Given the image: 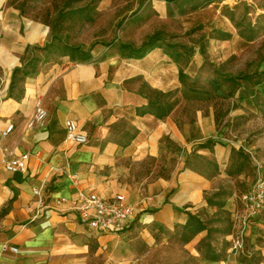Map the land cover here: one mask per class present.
Here are the masks:
<instances>
[{"label":"crops","instance_id":"obj_1","mask_svg":"<svg viewBox=\"0 0 264 264\" xmlns=\"http://www.w3.org/2000/svg\"><path fill=\"white\" fill-rule=\"evenodd\" d=\"M112 1L100 0V6ZM156 2L164 11L169 8L166 0ZM50 33V25L0 0V264H141L147 254L142 255L134 244L122 248L116 243L119 237L135 222L141 228L187 229L196 211L209 206L207 194L216 189L218 175L186 166L189 153L184 148L170 168L157 165L143 175L140 199L125 188L104 186L102 179L137 177L132 174L135 162L149 158L162 162L168 135L182 137L186 145L192 137L183 134L173 116L175 110L155 113L150 98L131 82L144 73L151 56L136 60L119 53L98 56L92 51L88 58L78 60L65 54L40 60L34 69L18 74L30 65L26 56L33 46L46 42ZM16 82H22L20 90ZM189 91L190 96H198L196 90ZM38 105L46 109L47 117L30 127ZM69 119L88 135L86 144L66 140ZM9 124L14 129L3 136ZM205 125L211 130V120L206 118ZM215 148L225 152L221 146ZM24 153L30 154L26 169L9 172L4 159ZM35 188L43 194V205L34 196ZM79 191L107 197L122 193L134 212L121 230L99 233L81 224L69 204L56 203L61 197H76ZM232 200L223 208L231 213L234 225L241 226L236 218L243 216L244 207ZM202 224L187 243L197 260L202 264L236 260L232 254L208 259L198 249L204 239L215 254L223 247L222 238ZM152 237L149 243L156 241ZM226 237L232 253L233 234ZM5 244L18 251L5 250Z\"/></svg>","mask_w":264,"mask_h":264},{"label":"rangeland","instance_id":"obj_2","mask_svg":"<svg viewBox=\"0 0 264 264\" xmlns=\"http://www.w3.org/2000/svg\"><path fill=\"white\" fill-rule=\"evenodd\" d=\"M156 1L113 0L103 8L100 0H7L22 15L51 27L48 40L33 46L26 56L30 65L18 74L34 69L40 60L65 54L78 60L92 51L136 60L151 56L144 73L131 82L150 98L155 113L175 110L174 118L191 141L186 145L182 137L168 135L162 162L155 158L135 162L132 174L137 177L100 181L140 199L143 175L157 165L170 168L186 148V166L214 172L217 186L207 194L209 206L196 211L187 229L141 228L135 222L116 243L125 249L134 244L147 254L141 264H202L187 243L205 223L213 236L222 238L223 246L215 254L202 240L198 249L208 259L232 254L236 260L230 264H264V208L248 217L245 227L242 223L248 215L243 195L264 182V0H166V11ZM16 87L20 90L22 82ZM190 88L196 89L197 97L189 95ZM206 118L212 122L211 130ZM218 146L225 148L223 154ZM229 199L244 207L243 216L236 218L241 226H235L223 208ZM230 233L232 253L226 237ZM241 235L243 247L235 250L234 239ZM151 236L153 243L148 242Z\"/></svg>","mask_w":264,"mask_h":264},{"label":"built area","instance_id":"obj_3","mask_svg":"<svg viewBox=\"0 0 264 264\" xmlns=\"http://www.w3.org/2000/svg\"><path fill=\"white\" fill-rule=\"evenodd\" d=\"M47 117L46 109L38 105L34 117L29 121L30 127L43 122ZM14 129L13 124L1 132L3 136L8 135ZM66 140L76 144H86L88 135L83 132L75 120L69 119L66 122ZM30 154L24 153L17 157L5 158L4 166L9 172L24 171L26 161ZM38 203L43 205L44 198L40 189L33 190ZM248 215L244 217L242 223L246 226L248 217H256L264 208V182L259 181L252 191L243 195ZM57 205L69 204L79 216V222L88 228L99 233L116 232L123 228L134 212V206L122 193H116L111 197L104 196L96 191L85 193L79 191L74 198L61 197L56 201ZM242 233V232H241ZM233 248L240 250L243 247V235L234 239ZM5 250L17 252L18 249L8 244L4 245Z\"/></svg>","mask_w":264,"mask_h":264},{"label":"trees","instance_id":"obj_4","mask_svg":"<svg viewBox=\"0 0 264 264\" xmlns=\"http://www.w3.org/2000/svg\"><path fill=\"white\" fill-rule=\"evenodd\" d=\"M16 71H17V70H16ZM190 89L196 90V89H194V88H190ZM202 146L204 147V146H205V144H202ZM201 228H203V226H201Z\"/></svg>","mask_w":264,"mask_h":264}]
</instances>
